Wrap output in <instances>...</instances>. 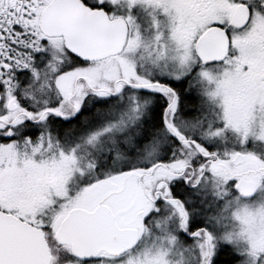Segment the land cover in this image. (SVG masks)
I'll return each instance as SVG.
<instances>
[{
    "label": "snow or ice",
    "instance_id": "obj_1",
    "mask_svg": "<svg viewBox=\"0 0 264 264\" xmlns=\"http://www.w3.org/2000/svg\"><path fill=\"white\" fill-rule=\"evenodd\" d=\"M0 264H264V0H0Z\"/></svg>",
    "mask_w": 264,
    "mask_h": 264
}]
</instances>
